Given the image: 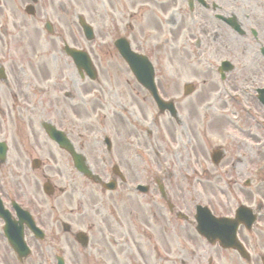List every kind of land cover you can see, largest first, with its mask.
Masks as SVG:
<instances>
[{
  "label": "flooded vegetation",
  "instance_id": "1",
  "mask_svg": "<svg viewBox=\"0 0 264 264\" xmlns=\"http://www.w3.org/2000/svg\"><path fill=\"white\" fill-rule=\"evenodd\" d=\"M98 2L107 8L95 5V17L88 19L93 38L72 32L70 40L52 10L60 7L69 15L77 5L90 15L85 0H0V147L6 150L0 201L14 226L6 230L0 216V264H49L55 242L65 249V264H145V224L155 231L151 241L174 252L159 254L152 264H264L252 254L264 242V206L257 207L249 230L240 229V242L251 253L246 260L208 244L196 233L193 217L183 222L176 215L181 208L189 218L187 200L217 192L220 182L229 192L246 184L240 192L251 199L249 189L262 179L264 0L246 7L240 18L230 0H145L136 16L132 0ZM41 20L55 22L52 34L61 45L89 55L95 81L82 78L61 47L46 49L53 58L43 62L36 26ZM125 44L150 61V81L173 105V115L159 112L134 78L118 52ZM149 73L145 65V81ZM216 120L220 126L213 129ZM44 121L98 179L75 168L72 153L46 134ZM143 163L148 187L138 198L125 186ZM99 180L114 182L115 190ZM85 182L95 189L86 191ZM165 199L173 200L171 207L157 206ZM145 203L153 224L145 223ZM23 210L44 231L43 240L27 226ZM20 236L29 249L23 263L8 243V237Z\"/></svg>",
  "mask_w": 264,
  "mask_h": 264
},
{
  "label": "rangeland",
  "instance_id": "2",
  "mask_svg": "<svg viewBox=\"0 0 264 264\" xmlns=\"http://www.w3.org/2000/svg\"><path fill=\"white\" fill-rule=\"evenodd\" d=\"M97 1V3L96 2H94V0H91V1H89L88 2V0H85V2L87 3V5H88V9H92V12L90 13V15H89V19L91 20V21H93V19H94V17H95V11H96V7H95V3H96V5L97 6H99L100 5V3L98 2V0H96ZM101 1H103V0H101ZM119 1V0H118ZM134 3L133 4H136V2L137 1H139V0H132ZM142 1V0H141ZM236 1H239V3H241L240 5H239V7L236 9V7H235V4H236ZM241 1V2H240ZM259 1L260 0H230V4H231V8L233 9V10H235L236 11V15H238L239 16V18L243 15V12H248L247 10H246V7H247V9L249 8V5H250V7L252 6V4H256V3H259ZM74 4V3H73ZM244 6H243V5ZM260 4V3H259ZM116 5L118 6V8H116V9H120L121 8V6H120V3L118 2V3H116ZM262 7H264L263 5H261ZM104 8H107V6H105V7H103L102 5H100V10L101 11H103L104 12ZM243 9L244 10H246V11H243ZM78 10H80V8L76 5V7H75V12H77ZM81 11V10H80ZM63 11H62V9L60 8V7H54L53 8V10H52V16H53V20H58L60 23H62V27H64V30H63V32H64V34H70V35H72V32L73 33H75V35L77 36V32L79 31L78 29H77V23H76V20H75V17L74 16H72V17H69V16H67V15H64L63 13H62ZM119 12V11H118ZM239 12V13H238ZM86 14V16L88 15L87 13H85ZM125 22V21H124ZM36 24H38L39 25V23L37 22ZM28 30H32L31 28H29ZM135 33H138V34H140L139 32H138V30H136L135 31ZM232 35V33L230 32V34H229V37ZM42 37L45 39L46 37L44 36V35H42ZM72 37H73V35L72 36H66L65 38H67V39H72ZM25 40L26 39H21V42L24 44L25 43ZM232 40L233 41H235V39H231L230 38V41L232 42ZM34 40H32L31 39V42H33ZM58 41V40H57ZM236 42V41H235ZM53 44H54V42H53ZM53 44L50 42V41H46V40H41V45H42V47H41V54L43 55V61H45V63L46 62H48L49 63V61L50 62H52L51 60H52V56L51 57H49L48 59H46V57H47V54H46V51H45V48L46 49H48V50H50L52 47H53ZM26 46V45H25ZM55 46V45H54ZM26 47H28V46H26ZM59 54L60 53H58L57 51H55V55L57 56V61L59 62L60 61V57H59ZM21 57H22V62H26V60H25V58H24V56H22V55H20ZM28 56H30L29 54H28ZM237 56V54H234V53H231L230 54V57H236ZM18 58V57H17ZM28 58V57H27ZM235 60V59H234ZM71 71V70H70ZM213 129H215V128H218L219 126H220V124H219V122L216 120V121H214L213 122ZM218 185L219 186H224V185H226L225 183H218ZM259 187H261V185L259 184V183H254L252 186H251V188L249 189V191L251 192L250 194L253 196V197H255L256 195H262L264 192H263V190L260 188L258 191H256ZM224 190H225V188H224ZM206 191V196L204 197H201V199H202V201H204V202H207V203H210V205L212 206V207H214V210L216 211V212H220V211H222V212H224V211H226L227 210V208L229 207V206H231V204H232V206L233 205H235V199L233 198V196L230 194V195H224V196H221L218 192H216V194H213V192H211V191H209V190H205ZM221 192H223V191H221ZM239 193V191H238V189H235V193H234V195L235 194H238ZM243 196L241 197V199H245V194L246 193H243V192H240ZM241 194H239L240 196H241ZM237 200H239V199H237ZM262 203H264V199H263V202ZM141 206V205H140ZM145 211L147 212L148 210H152V208H149V206H147L146 205V203H145ZM148 220V222H149V217L147 218ZM263 229H264V224H263ZM262 235L264 236V232H263V230H262ZM151 242H155V243H157L158 245H159V249L160 250H162V245H161V243L158 241V240H156V239H153ZM258 250H259V252H260V250H262V252H264V242H263V246L262 247H259L258 248ZM199 252H200V247H199ZM156 254V250L154 249V248H151V247H147V246H145V254ZM36 264H39L38 262H36Z\"/></svg>",
  "mask_w": 264,
  "mask_h": 264
}]
</instances>
